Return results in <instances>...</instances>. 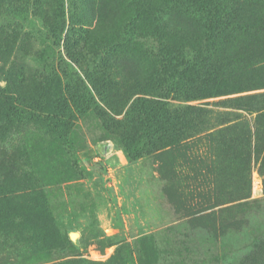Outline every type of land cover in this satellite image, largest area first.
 <instances>
[{"label": "rangeland", "instance_id": "374dc122", "mask_svg": "<svg viewBox=\"0 0 264 264\" xmlns=\"http://www.w3.org/2000/svg\"><path fill=\"white\" fill-rule=\"evenodd\" d=\"M60 1L0 0V264H264V0Z\"/></svg>", "mask_w": 264, "mask_h": 264}, {"label": "trees", "instance_id": "16d2710c", "mask_svg": "<svg viewBox=\"0 0 264 264\" xmlns=\"http://www.w3.org/2000/svg\"><path fill=\"white\" fill-rule=\"evenodd\" d=\"M62 17H63V5L61 4V1L59 0V3H58V6H57V10H56V18H55V23H54V28L55 30L57 31L60 24H61V21H62ZM240 24L244 27L243 28H252L254 30H257V29H264V25L262 23V21L260 20H254L253 22L250 21V20H240ZM153 30L154 32L157 34V36L159 35H162L164 30L166 29V27L164 28L163 26H158L157 25V22H153ZM56 40L58 41V39L56 38ZM54 41H53V37L50 38L49 42H48V45L49 47H51L53 45ZM140 45H138V49L140 50ZM50 50V48H49ZM259 53V50H252L250 53L248 54H243L242 56L240 57H234V58H229V60H231L230 62H233V63H237V62H240V61H252L253 59H258V54ZM39 62L41 65L43 66H46L47 65V61L45 60V57L42 56L39 58ZM54 85V81L52 80L51 82V86ZM47 91H48V95L50 98L53 99V102L54 103H50L49 107L51 109L52 112L55 113V117L52 118V122H47V126L48 127H53L55 128L59 134L62 136V142H68V139H67V133L64 129V126L65 124L68 122V119H69V114H66L65 111H64V106L57 100V97H55V94L53 93V88H51L50 86L47 88ZM221 92H218L217 91V94H220ZM56 105L58 107H61V113L60 114H56L58 113V109L55 108ZM264 109V108H262ZM40 120L44 121L45 120L43 118H39ZM46 123V122H45ZM260 135H256V140H255V145L253 147V153L257 156H260L262 158L261 160V173H264V140L260 139L259 138ZM89 159L91 158L90 154H89ZM24 223H21L19 225V229H24L26 228L24 225ZM34 230V229H33ZM13 231V229H11V232ZM21 234V233H19ZM19 234H12L10 233L9 235H12L13 237H19ZM22 235V234H21ZM23 236V235H22ZM260 249H262V256H264V242L263 244L261 243V245L259 246Z\"/></svg>", "mask_w": 264, "mask_h": 264}, {"label": "water", "instance_id": "95a60500", "mask_svg": "<svg viewBox=\"0 0 264 264\" xmlns=\"http://www.w3.org/2000/svg\"><path fill=\"white\" fill-rule=\"evenodd\" d=\"M108 147H111V146H110V145H108ZM70 238H71V239H72V238H74V237H73V235H71V237H70Z\"/></svg>", "mask_w": 264, "mask_h": 264}]
</instances>
